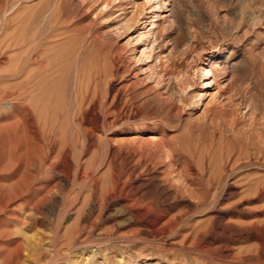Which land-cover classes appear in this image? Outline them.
Instances as JSON below:
<instances>
[{
  "label": "rangeland",
  "instance_id": "rangeland-1",
  "mask_svg": "<svg viewBox=\"0 0 264 264\" xmlns=\"http://www.w3.org/2000/svg\"><path fill=\"white\" fill-rule=\"evenodd\" d=\"M76 3L0 18V264H264V0H183L237 63L201 98Z\"/></svg>",
  "mask_w": 264,
  "mask_h": 264
},
{
  "label": "bare ground",
  "instance_id": "bare-ground-1",
  "mask_svg": "<svg viewBox=\"0 0 264 264\" xmlns=\"http://www.w3.org/2000/svg\"><path fill=\"white\" fill-rule=\"evenodd\" d=\"M21 1H23V3L25 4L34 0H13L9 4H7V7H5L0 18L3 17V21L8 26H14V22H16V19L21 16V13L24 14V12H21ZM139 1L140 0H77V3L80 8L83 7L84 10L90 12L95 17H100L101 20H103L102 25L107 31H111L116 34H119L120 31L124 32L130 37L131 40L136 41L137 45L146 44L149 42L150 50L158 49L159 53L155 54L154 60H156V62H158L161 67H163V69L165 70L164 72L166 73V75H168L167 77L170 82L174 80V78H176L173 73V69L176 67V65L178 66L179 64L180 67V65L185 64V68L183 67L185 69L183 71L184 78L181 80V85H184L185 87L193 86V84L191 85L190 82L192 81L191 79L196 76L195 80L198 81L197 84L199 86L200 92H197L195 94V98H201L204 96V94L207 95L209 91L210 93L208 97H213L212 95L217 94V92H219L222 88L221 86L225 83V79L227 78V76H229V74L232 75V73L235 72L237 68V63H232L231 59H229V57L227 56L230 51L228 45H222V48L209 47V50L200 47L201 50L204 51L201 52L200 55H207V59L209 60L207 61L205 59L199 63H195L194 66L187 64V61L192 57V55L198 52L197 50L195 52L196 45L195 43H193L196 34L200 33V31L206 26L210 27L211 25L210 20L207 19L208 17L203 14V16H201L202 18L191 20L190 15L186 11V7L183 4V0H143V2L141 3ZM41 5L42 4L39 5L38 3L35 6V9L33 10L34 12H32L33 15H39L40 17V14L44 13V9L46 7L43 9V6ZM48 15L46 17H48ZM20 18L23 19L22 17ZM16 24L17 26L15 28H17L18 31H24V33H28L30 24L28 25L27 21L26 23L25 21H18L16 22ZM143 26L147 27V29H144L145 27ZM22 32L20 34H22ZM149 38L151 40H149ZM28 40L29 39H27V41ZM32 40V44L34 45V41L36 42L37 39L35 40L33 38L29 41ZM167 46L173 47L172 49L170 48V51H168L169 47L167 48ZM217 48L220 53L218 57L216 56ZM172 50H180L178 51L179 58L177 59V61L173 58ZM193 69H195V71H193L195 74L192 72ZM20 83H22V81ZM27 88L29 87H26V89ZM215 89H217V91L212 94V91H214ZM199 100L200 99H198V101Z\"/></svg>",
  "mask_w": 264,
  "mask_h": 264
}]
</instances>
